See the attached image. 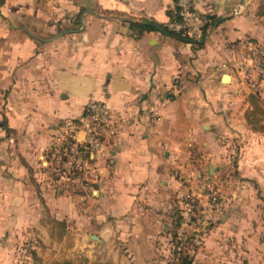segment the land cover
Masks as SVG:
<instances>
[{
    "label": "crops",
    "instance_id": "0c3cea01",
    "mask_svg": "<svg viewBox=\"0 0 264 264\" xmlns=\"http://www.w3.org/2000/svg\"><path fill=\"white\" fill-rule=\"evenodd\" d=\"M193 1L201 20L186 41L130 27L169 24L174 0H5L0 264L28 263L26 242L57 259L168 264L190 192L192 264H264V134L246 123L237 67L245 42L264 44L263 2ZM92 101L125 120L70 173L61 126Z\"/></svg>",
    "mask_w": 264,
    "mask_h": 264
},
{
    "label": "built area",
    "instance_id": "2783aa9c",
    "mask_svg": "<svg viewBox=\"0 0 264 264\" xmlns=\"http://www.w3.org/2000/svg\"><path fill=\"white\" fill-rule=\"evenodd\" d=\"M176 7L177 19L171 20L168 27L181 32L183 36L194 37L195 24L201 20L194 8V1L177 0ZM237 67L242 83L248 85L251 93H258L257 80H264V47L252 41L245 42L243 56ZM254 74L257 75L256 79L252 78ZM123 120L125 119L113 114L105 103L92 101L87 105L85 116L79 121H65L61 126V132L64 135L61 156L65 171L74 173L83 170L87 153L99 150L106 137L118 133L122 128ZM80 132L84 133L82 139L78 138ZM204 189L206 190V187ZM209 198H211V204L214 205L217 201L216 195H211ZM182 200L184 202L183 211L172 246L176 259L187 250L183 240L186 239L187 228L194 222L199 209V199L194 193L185 194Z\"/></svg>",
    "mask_w": 264,
    "mask_h": 264
},
{
    "label": "trees",
    "instance_id": "16d2710c",
    "mask_svg": "<svg viewBox=\"0 0 264 264\" xmlns=\"http://www.w3.org/2000/svg\"><path fill=\"white\" fill-rule=\"evenodd\" d=\"M175 1V9L170 12L171 20L176 17L177 7H176V1ZM5 3V0H0V7ZM259 15L264 17V3H262V6L259 10ZM208 19L212 20V24H215L219 21V18L216 17H208ZM78 18H76V22H78ZM130 27L134 31V33L139 37L143 35L146 32H152V31H161L165 34L175 36L177 38H180L182 40L186 41H192L191 38L187 36H183L181 32L174 31L168 27V24H161L157 23L154 20H143L140 22H130ZM209 25L207 24L204 28H208ZM248 101L250 103V108L245 113V120L248 126L251 130L254 132H259L264 134V98L260 96V93H251L248 97ZM183 211V207L181 208V213ZM181 213L179 214V218L181 217ZM180 220V219H179ZM179 222V221H178ZM172 239L170 242V253H169V260L168 264H192V255L189 253V250H185L181 253V256L179 258H175L174 256V249H172L175 235H174V229L172 230ZM191 237H187L185 240H183L184 244L186 246H189L191 244ZM56 264H73L71 262H65V263H56ZM90 264H110V263H90Z\"/></svg>",
    "mask_w": 264,
    "mask_h": 264
},
{
    "label": "rangeland",
    "instance_id": "374dc122",
    "mask_svg": "<svg viewBox=\"0 0 264 264\" xmlns=\"http://www.w3.org/2000/svg\"><path fill=\"white\" fill-rule=\"evenodd\" d=\"M262 2L264 3V0H262ZM261 46L264 47V44H262ZM256 74H254L252 76L253 79H256ZM264 81V80H263ZM258 83H260V81L257 80ZM262 93H264V83H263V89L261 91ZM250 94V93H249ZM260 96H261V93H260ZM262 97V96H261ZM238 139L237 136H234V139ZM177 205H178V202H177ZM72 243V242H71ZM71 243H67L70 245L71 247ZM66 244V245H67ZM35 246H38V247H43L42 248V257L38 255V252L39 250L37 248H35ZM22 247L24 248L25 252H24V255H28L30 260L29 262L27 263V257H22L21 258V264H56V263H65V262H71L73 264H90L91 262H89L88 258H84L83 256H75V257H70V258H67L65 257V255L69 254V252L65 251L62 258H54V255L52 253H49L46 255L47 251H45L46 249V246L42 245L41 243L39 242H26V243H23L22 244ZM92 263H96L95 262H92ZM104 263V262H102ZM107 263V262H106Z\"/></svg>",
    "mask_w": 264,
    "mask_h": 264
},
{
    "label": "water",
    "instance_id": "95a60500",
    "mask_svg": "<svg viewBox=\"0 0 264 264\" xmlns=\"http://www.w3.org/2000/svg\"><path fill=\"white\" fill-rule=\"evenodd\" d=\"M229 79H230V75L226 74V75L224 76V80H225V81H229Z\"/></svg>",
    "mask_w": 264,
    "mask_h": 264
}]
</instances>
